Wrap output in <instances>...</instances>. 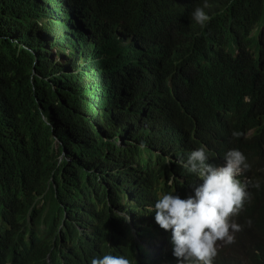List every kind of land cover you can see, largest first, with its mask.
<instances>
[{"label":"trees","instance_id":"1","mask_svg":"<svg viewBox=\"0 0 264 264\" xmlns=\"http://www.w3.org/2000/svg\"><path fill=\"white\" fill-rule=\"evenodd\" d=\"M172 1L0 0V264H91L109 254L180 264L171 230L149 209L163 194L194 195L197 176L177 163L193 150L206 147L219 164L238 145L260 187H251L233 217L242 230L220 243L213 264H264V104L233 106L206 83L252 57L245 52L262 41L252 32L264 26V0L216 15L198 48L183 42L188 53L177 38L174 53L151 57L109 31L100 37L106 4L113 12L131 5L134 21L147 23L168 16ZM244 128L258 133L246 138Z\"/></svg>","mask_w":264,"mask_h":264},{"label":"clouds","instance_id":"2","mask_svg":"<svg viewBox=\"0 0 264 264\" xmlns=\"http://www.w3.org/2000/svg\"><path fill=\"white\" fill-rule=\"evenodd\" d=\"M239 0H173L172 10L168 16L159 17L147 23H137L131 5L113 12L106 4L100 17V37L102 31L114 33L122 42L136 47L142 55L152 57L151 52L162 54L176 50V38L188 53V49L198 48L196 38L201 29L210 24L216 15H223L235 6ZM262 34V41L252 52V56L240 61L238 68L229 76L214 82H206L214 97L221 98L236 107L256 110L264 104V61L259 50H264V26H256L252 36ZM186 43L187 48L183 45ZM258 51V52H257ZM239 50L233 54L238 59ZM205 63V62H204ZM241 88L248 91L237 97L226 99L227 90ZM250 93L263 96L262 100ZM220 110L223 120L233 124V111L229 108ZM245 137L252 139L258 133L257 128H244ZM241 133L233 132L234 137ZM244 149V148H243ZM245 150V149H244ZM246 151V150H245ZM233 147L225 154L219 164L209 162L204 146L193 150L186 162L177 163L188 172L197 176L199 183L192 186L194 195L182 199L179 195L163 194L154 204L155 222L165 231L171 230L173 256L180 264H213L218 254L220 243L231 244L235 233L241 231L233 217L243 210L245 202L251 199V187L259 188V183L251 185L249 153ZM63 157H59V165ZM251 173V170H250ZM253 176V174L251 173ZM172 185L173 179H169ZM47 191L38 197L42 205ZM5 246V244H4ZM5 253V252H4ZM91 264H131L123 255H103L94 258Z\"/></svg>","mask_w":264,"mask_h":264}]
</instances>
